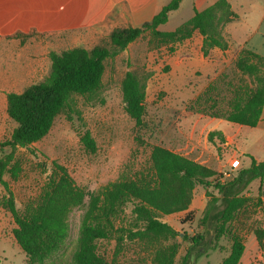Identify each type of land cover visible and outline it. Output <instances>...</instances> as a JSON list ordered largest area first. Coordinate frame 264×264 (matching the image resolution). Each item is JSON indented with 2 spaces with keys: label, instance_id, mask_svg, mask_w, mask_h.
Returning a JSON list of instances; mask_svg holds the SVG:
<instances>
[{
  "label": "rangeland",
  "instance_id": "1",
  "mask_svg": "<svg viewBox=\"0 0 264 264\" xmlns=\"http://www.w3.org/2000/svg\"><path fill=\"white\" fill-rule=\"evenodd\" d=\"M193 6V0H184L159 29H175L190 18ZM153 8V4H149L134 13L132 25L140 26L150 20ZM109 35L98 38L84 32H40L35 29L28 33L18 32L17 39L24 46L23 50L13 48L9 55H0V143L10 137L16 125L7 113L8 92H20L43 79L50 71L51 50L60 52L73 46L108 45ZM182 42L160 43L149 30L145 31L124 50L106 60L98 90L85 95L74 94L69 106L57 115L42 139L32 143L30 148L19 147L15 151L4 178L9 182L20 213L24 214L38 204L55 162L66 167L76 184L84 188L86 198L84 205L74 208L69 215V234L63 246L43 263H32L13 236L16 223L3 204L7 191L0 186V264L72 263L81 217L90 196L120 178L150 177L152 146L162 144L182 148L187 131H195L192 133L195 142L213 146L212 154L219 157L215 161L217 177L234 162L242 169L251 165V156L259 161L264 159V118L259 127H255L230 122L223 117L230 108L235 89L249 84L250 78L236 69L235 61L213 76L214 67L198 61V57H202L198 49L194 50L191 60L178 65L176 61H180L184 53ZM128 69L133 70L146 87L147 105L141 127L135 125L124 107L122 79ZM213 130L235 131L236 143H223L218 137L211 141L209 133ZM85 131L94 138L95 151L83 144L81 137ZM238 131H243V135ZM237 142L245 154L237 148ZM2 152L0 149V154ZM209 190L216 194L212 187ZM241 195L245 198L244 206L233 218L223 221L224 230L219 237L216 235L221 223L205 219L211 196L201 184L195 186L187 210L162 216V220L182 233L176 238L179 249L174 264L180 263L191 245L183 239L184 231L189 236H203L201 242L191 248L189 264H221L230 251L232 232L241 235L246 245L239 264H264V250L259 247L254 234L255 227H264V180H252ZM222 203L223 199L219 198L217 204ZM132 207V201L121 205L114 217L111 238L99 240V250L109 261L115 259V264H156L155 246L126 237L127 231L136 225ZM119 236L123 237L120 241Z\"/></svg>",
  "mask_w": 264,
  "mask_h": 264
},
{
  "label": "trees",
  "instance_id": "2",
  "mask_svg": "<svg viewBox=\"0 0 264 264\" xmlns=\"http://www.w3.org/2000/svg\"><path fill=\"white\" fill-rule=\"evenodd\" d=\"M181 1L170 0L140 26L115 27L110 32L108 45L97 44L91 48L74 46L60 52L51 50L50 71L43 79L20 92L7 93V113L16 125L10 137L0 143L3 151L0 154V186L7 191L3 204L16 223L13 236L29 262L43 263L63 246L69 234V215L74 208L84 205L86 192L76 184L65 166L55 162L38 204L24 214L20 213L9 182L4 178L14 160L15 151L19 147L30 148L32 143L42 139L50 131L57 115L69 106L74 94L85 95L98 90L102 85L106 60L124 50L147 30L164 44L180 43L198 31L203 36L202 51L205 55L213 47L227 49L229 42L222 28L236 16L228 0H217L201 10L195 8L194 14L173 30L158 28ZM235 67L250 78V83L235 89L230 108L223 117L230 122L256 126L264 107V55L244 47L235 59ZM122 95L125 111L135 125L141 127L147 105L146 87L131 69L122 79ZM215 137L225 141L220 130L210 131L209 139L213 141ZM81 140L87 149L96 150L95 140L89 131L82 134ZM150 159V177L120 178L90 196L81 217L78 243L70 264H115V259L109 261L100 252L98 241L111 238L114 217L121 205L128 201L133 203L136 225L127 231V239L155 246L156 264H174L179 249L176 238L181 233L162 220L164 214L187 210L192 203L195 186L201 184L211 196L205 219L221 223L222 227L216 235L219 237L224 230L223 221L233 218L235 212L244 206L243 189L256 178L264 180V159L258 161L253 156L249 167H232L233 177L227 181L217 177L214 167L162 144L152 146ZM219 198L223 199L220 205L217 204ZM254 234L259 247L264 250V227H255ZM122 238L119 236L118 240ZM202 238L201 235L189 236L184 231L183 239L190 241L191 245L179 264L190 263L191 248L198 245ZM230 240V251L221 264H239L244 254L246 245L242 236L232 232Z\"/></svg>",
  "mask_w": 264,
  "mask_h": 264
},
{
  "label": "crops",
  "instance_id": "3",
  "mask_svg": "<svg viewBox=\"0 0 264 264\" xmlns=\"http://www.w3.org/2000/svg\"><path fill=\"white\" fill-rule=\"evenodd\" d=\"M193 1L194 11L195 8L204 9L217 0ZM228 1L236 13L235 18L222 28L229 47L227 49L213 47L205 55L202 51L203 36L195 31L190 38L182 42L181 47L184 53L180 61H176L178 65L187 59L191 60L194 57V50L198 49L197 52L202 54L201 58L198 57V61L205 66L214 67V75H212L215 76L225 71L244 47L264 55V0ZM183 2L184 0L175 10H178ZM166 3L168 2L165 0H0V55L4 53L9 55L13 48L23 50L24 46H21L17 39L18 32L28 33L34 29L40 32L73 31L101 38L110 34L117 26L132 25V15L147 5L153 4L152 15H154ZM24 57L28 59L29 56ZM263 114L264 107L261 119L255 127H259L261 124L264 118ZM194 132L187 131L185 133L183 142L186 140V143L182 148L170 149L215 168V161L219 157L212 154L213 146L195 142L192 134ZM221 132L225 137L223 143H236L233 134L235 131ZM238 132L241 136L243 135V131ZM216 144L212 145L216 146ZM237 148L242 153H246L238 142Z\"/></svg>",
  "mask_w": 264,
  "mask_h": 264
},
{
  "label": "built area",
  "instance_id": "4",
  "mask_svg": "<svg viewBox=\"0 0 264 264\" xmlns=\"http://www.w3.org/2000/svg\"><path fill=\"white\" fill-rule=\"evenodd\" d=\"M230 166H231L230 169H228V170L223 169L221 171V180L222 181H227L233 177L232 172H231L232 167H234V168L239 167L238 163H236V162L232 163Z\"/></svg>",
  "mask_w": 264,
  "mask_h": 264
},
{
  "label": "water",
  "instance_id": "5",
  "mask_svg": "<svg viewBox=\"0 0 264 264\" xmlns=\"http://www.w3.org/2000/svg\"><path fill=\"white\" fill-rule=\"evenodd\" d=\"M182 234V233H181Z\"/></svg>",
  "mask_w": 264,
  "mask_h": 264
}]
</instances>
